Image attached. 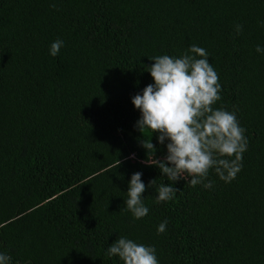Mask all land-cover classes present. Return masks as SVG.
<instances>
[{"label":"trees","instance_id":"obj_1","mask_svg":"<svg viewBox=\"0 0 264 264\" xmlns=\"http://www.w3.org/2000/svg\"><path fill=\"white\" fill-rule=\"evenodd\" d=\"M191 45L209 54L221 85L213 107L235 113L247 150L230 183L213 169L210 189L186 177L156 204V188L173 182L144 163L131 100L153 83V57ZM257 46L264 0H0V252L11 264H122L106 253L123 236L153 246L159 264H264ZM152 143L163 159L167 141ZM136 172L149 209L139 220L123 210Z\"/></svg>","mask_w":264,"mask_h":264},{"label":"clouds","instance_id":"obj_2","mask_svg":"<svg viewBox=\"0 0 264 264\" xmlns=\"http://www.w3.org/2000/svg\"><path fill=\"white\" fill-rule=\"evenodd\" d=\"M235 30L240 34L242 25L237 24ZM63 46L64 42L57 39L51 44L49 54L57 56ZM256 52H264V48L257 46ZM208 55L206 49L191 45L179 58L153 57V63L147 67L153 83L132 97V104L140 112L135 125L142 136L140 144L147 157L152 156L144 163L158 168L168 181L173 182L162 183L156 188V204L172 200L179 192L175 183L186 177H190L187 181L190 186L203 184L204 188L210 189L212 182L204 183L210 170L214 169L225 183H230L241 171L248 144L245 130L240 127L234 112L213 107L221 99V85ZM146 132L151 139L145 137ZM154 134H157L159 144L164 145L167 141L163 159L154 158L157 151L152 143ZM131 158H135L134 154ZM155 183L156 180H151L147 188H152ZM145 191L142 173H134L123 210L130 212L136 220L149 212L142 195ZM166 226V220L161 222L157 234L164 233ZM106 255L118 257L122 264H159L153 246L123 236L108 247ZM0 264H11V257L0 252Z\"/></svg>","mask_w":264,"mask_h":264}]
</instances>
